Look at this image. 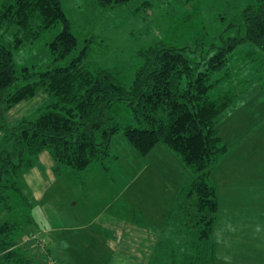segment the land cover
I'll return each mask as SVG.
<instances>
[{
  "label": "trees",
  "instance_id": "obj_1",
  "mask_svg": "<svg viewBox=\"0 0 264 264\" xmlns=\"http://www.w3.org/2000/svg\"><path fill=\"white\" fill-rule=\"evenodd\" d=\"M126 1L100 0V4ZM243 14L245 33L221 36L222 42L212 44L209 53L193 56L192 46L163 42L141 50V63L127 84L117 67L91 66L93 41L87 39L80 46L62 0H1L0 133L6 141H14L16 149L12 153L0 148V264H32L25 255L32 244H22L35 206L22 186L24 171L45 150L58 171L87 169L111 156L119 132L141 156L164 143L194 169L186 206L189 224L204 225L200 239L209 241L219 208L211 172L228 152L218 122L239 95L235 89L218 86L243 43L264 49V0H254ZM59 24L61 30L48 42V61L18 66L14 49ZM39 90H45L51 102L37 116L10 124L7 110ZM122 103L132 111L130 123L124 124L117 114Z\"/></svg>",
  "mask_w": 264,
  "mask_h": 264
},
{
  "label": "rangeland",
  "instance_id": "obj_2",
  "mask_svg": "<svg viewBox=\"0 0 264 264\" xmlns=\"http://www.w3.org/2000/svg\"><path fill=\"white\" fill-rule=\"evenodd\" d=\"M253 1L128 0L115 6H103L100 0H62V4L72 20L80 46L87 39L93 41L91 66L117 67L125 82L130 84L141 63L139 52L143 49L163 42L178 47L192 46L196 48V52L191 53L195 56L209 53L212 44L222 42L221 36L244 34L243 10ZM61 27L59 24L52 32L14 49L18 66L43 65L47 62L50 58L48 42ZM229 67L231 70L218 89L239 91L235 103L247 96L245 92L249 87L259 89L264 86V49L253 43H243ZM40 91L32 100L22 101L7 112L10 124L24 115L37 116L51 102L48 93ZM117 114L124 124L130 123L133 118L130 107L123 103L117 109ZM0 148L12 153L16 149L14 141L5 139L0 141ZM164 151L172 153L174 159ZM39 157L34 165H38L43 179L33 180V185H41L43 190L47 186L44 199H38L29 183L22 180L24 190L30 194L35 205L32 222L22 235L25 240L22 244L33 245L28 248L29 253L25 252L26 256L31 257L32 264H47L46 259L55 264L48 254L41 232L46 227L55 226L57 221L59 226L65 228L57 233L78 251L76 255L74 250L68 248L64 253V264L65 261L73 264H138L137 259L148 258H136L135 253L125 254L128 249L126 242L125 253L118 250L112 255L105 244L102 246L100 241L94 239L95 229L90 227L91 215H97L105 206L114 209L123 218L150 228L154 225L161 230L167 240H161L162 254L157 255L152 250L149 264H187L186 260L191 261L188 264H224L217 261V254L220 259H237L233 264H249L250 259L256 258L254 255L250 257L252 248L264 247L262 241L248 239L247 224L239 226L238 231L243 233L239 234L241 238L233 249L227 248L228 240L221 239L229 234H222L217 240L215 237L218 234L213 232L209 241L200 239L204 225H195L192 221L190 225L191 213L186 208L189 206V184L196 173L190 166L182 164L175 152L164 143H158L146 156H141L123 132H119L113 139L111 156L81 171L70 168L56 170L48 150ZM24 174L25 171L23 178ZM211 180L214 183L212 176ZM52 208L55 213H51ZM46 209H49L48 216ZM224 212L228 211L220 208L213 231H217L218 224H224ZM183 218L187 220L186 231L182 229ZM74 239L78 240L77 245H74ZM258 260L264 264L262 258Z\"/></svg>",
  "mask_w": 264,
  "mask_h": 264
},
{
  "label": "crops",
  "instance_id": "obj_3",
  "mask_svg": "<svg viewBox=\"0 0 264 264\" xmlns=\"http://www.w3.org/2000/svg\"><path fill=\"white\" fill-rule=\"evenodd\" d=\"M245 93L247 96L239 99L236 103L233 102L219 119L220 136L227 144L228 152L216 163L211 172L218 192V213L220 208L228 211L227 213L224 212L225 215L223 214L225 217L224 224H218L217 231H214L218 234L215 238L219 240L220 235L229 234L228 237L221 239L228 240L226 246L231 249L237 246L236 241L241 238L239 234H242L243 231L238 230L242 224L249 226V240L262 241L264 245V86L259 89L249 87ZM32 99L33 97L22 101ZM17 104L8 109L7 112ZM23 117L26 115L18 120ZM4 139L0 133V141ZM164 152L174 159L172 153ZM178 158L184 164L179 156ZM37 166L36 164L27 168L24 179L29 183L33 194L38 199H44L47 186L43 190L41 185H33V180L41 181L43 179L41 170ZM244 211H248V213ZM51 213H55L54 208L51 209ZM56 214L59 216L58 210ZM46 215H49V209H46ZM91 218L90 227L95 229L94 239L100 241L102 246L105 244L112 255H115L118 250L125 253V242L128 248L125 254L133 255L135 253L136 258L148 257L144 260L137 259L138 264H149V256L152 250L153 253L157 252V255L162 254L161 240L163 238L167 240V238L154 225H152L153 228L142 226L129 218H123L122 215L114 209H109L108 206L102 208L97 215L92 214ZM62 228L64 227L59 226L57 221L55 226L46 227L41 232L42 237L45 238L44 244L48 249V254L54 259L55 264H64V253L68 248L74 250V254H78V251L72 248V243H66V239L57 233ZM182 229L187 230L185 218H183ZM73 242L74 245H77L78 240L74 239ZM216 244H218L217 241ZM249 254L251 258L253 255L256 257L250 259L249 264H260L259 257L264 262V247L256 246V248H252ZM217 258L219 263L224 264H233L237 260L231 261V257L220 259L218 254ZM46 260L47 264L53 263L52 261L49 262L48 259ZM188 262L191 261L186 260L185 263L188 264ZM65 264L73 263L65 261Z\"/></svg>",
  "mask_w": 264,
  "mask_h": 264
}]
</instances>
